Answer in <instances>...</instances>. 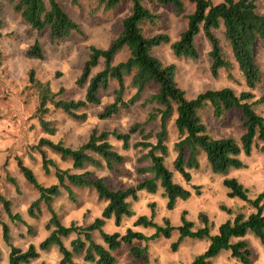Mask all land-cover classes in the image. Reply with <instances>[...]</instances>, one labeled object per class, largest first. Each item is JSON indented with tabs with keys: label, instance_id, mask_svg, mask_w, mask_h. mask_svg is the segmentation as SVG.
<instances>
[{
	"label": "trees",
	"instance_id": "16d2710c",
	"mask_svg": "<svg viewBox=\"0 0 264 264\" xmlns=\"http://www.w3.org/2000/svg\"><path fill=\"white\" fill-rule=\"evenodd\" d=\"M98 6L105 10L116 7L121 0H97ZM132 10L123 18L121 30L107 48L95 45L89 47L87 60L83 64L82 74L77 84L83 86L87 83L85 96L81 99H63L59 97L62 91H54L50 82H43L30 72V83L38 94L37 113L42 130L54 134L56 128L51 121L44 119L48 113V106L61 110L75 120H85L88 115L80 112L88 105L101 104V90H106L112 80L117 81L113 102L104 106L98 114L100 119H108L118 114L122 109H128L135 105L144 92L154 86L156 92L146 99V103L155 105V111L149 115L153 120L160 118V129L155 134V142L148 140L152 133L144 135L141 141L131 144L132 136L136 133H144L145 128L141 123L133 124L128 132L117 130L107 131L94 128L86 142L76 148L65 145L62 141L55 142L47 137H41L34 149L42 154L43 168L50 172V165L55 168L54 174L57 181L46 186L38 182L33 170L26 166L20 158H17L18 166L27 183L31 184L38 192V197L31 202L27 212L32 218H39L46 210L50 217L45 228L49 235L38 245L29 244L22 248L12 242L11 228L2 220L0 211V226L2 237L9 246L7 257L9 264H25L40 257L41 251L48 250L53 244L58 245L62 254L58 264H79L74 262L73 256L84 254L86 261L96 264H117L113 251L121 247L122 243L131 244L130 253L135 258L145 257L148 247L132 245L134 240H152L160 237L170 238L172 232L179 231V239L173 243L174 249L185 237L197 239H209V245L204 252L197 255L189 264H212L211 259L222 250H230L231 256L243 264H250L252 255L248 242L244 236L248 230H252L264 244V192L255 199H250L248 190L236 180V178L224 179V184L230 188L228 196L240 197L248 201L257 211L249 216L238 213L233 219L221 223L216 234L211 233L210 220L207 214L200 213L199 219L204 223L203 227L194 229V223L186 218L187 211H183L179 226L171 224L165 218L164 224L154 221L153 217L139 216L134 221V226L142 225L155 228L152 235L128 228L125 233L106 232L103 227L107 219L115 218V223L120 225L124 216H131L134 212L130 208L128 198H138L139 191L146 190L155 193L159 185L164 189V195L168 197L167 208L173 209L178 198L187 199L191 196V190L182 184L173 181L174 173L165 163L168 154V122L175 117V126L179 133V139L174 143L177 155L174 159V167L189 183L192 179L190 168L199 166L198 152H205L206 158L214 172H226L230 167H242L243 162L239 155L243 152L250 155L253 145L264 151V116L253 108L254 102L263 103L264 96L256 101L251 90H254L262 80V71L256 62V46L261 43L264 46V13L258 10V0H223L215 3L214 0H156L159 5H171L178 14H184L187 3L194 5L193 11L186 15L187 26L182 30L178 39L171 42L167 33L149 35L147 25H156L159 15L145 5L144 0H131ZM14 11L36 31L48 29L53 40H65L73 33H82L80 24L75 21L58 0H12ZM3 22L0 18V28ZM222 27L225 39L229 43L235 62L242 72L249 89L237 94L231 87L209 89L199 93L195 98H188L186 91L179 86L177 81V66L174 63H165L157 57L153 51L156 47L170 43L171 49L177 57H185L196 60L199 51L196 47V37L203 32L211 43L210 56L212 59L211 70L214 76H218L222 68H230L231 62L225 57L219 37L214 30ZM0 33V37H1ZM127 51L125 59L116 62V57ZM27 55L32 58L44 59V51L39 41H36L27 49ZM103 61V68L93 73L94 68ZM2 53L0 51V65ZM126 78H130V86L135 93L128 99L124 98L128 88ZM210 105L213 114L217 118H223L228 111L240 109L241 120L245 132L238 141L234 137H213L209 133L207 125L202 121L200 111ZM113 136L122 142L123 149L130 147L147 150L145 158L151 164L139 168V172L151 174L135 186L113 189L103 177H93L91 171L73 172L83 170L87 166L95 168H107L115 170V165L124 161V156L116 150L110 142ZM259 141V143L257 142ZM42 147L49 148L62 159L71 161L72 168L61 169L52 159L47 158ZM6 162L3 164L5 169ZM8 182L17 187L16 179L7 175ZM87 188L95 191L100 200L106 202L100 216L92 223L82 226L75 221L65 225L54 208L55 200L65 190L69 197L75 200L72 187ZM199 194V186L194 187ZM0 202L10 222H20L28 230H32L20 213L12 209V201L0 193ZM231 213V210L222 207ZM95 231H99L102 243L96 242L93 237ZM75 234L71 240L70 248L64 243V238ZM237 238L238 240H234ZM41 264H47L42 262Z\"/></svg>",
	"mask_w": 264,
	"mask_h": 264
},
{
	"label": "rangeland",
	"instance_id": "374dc122",
	"mask_svg": "<svg viewBox=\"0 0 264 264\" xmlns=\"http://www.w3.org/2000/svg\"><path fill=\"white\" fill-rule=\"evenodd\" d=\"M69 15L77 21L82 33H73L65 40H53L48 29L36 31L22 17L14 11L12 0H0V18L3 22L0 28V51L2 63L0 65V193L12 201V209L18 212L24 220L31 225L32 230L20 223L10 222L0 202L2 220L6 221L11 228L12 242L24 248L31 243L38 245L45 239L49 232L45 223L49 219V213L44 210L39 218L29 216L27 209L31 202L38 197L37 190L26 182L17 163V158L30 167L35 173L38 182L46 186L54 184L57 178L54 174L55 168L50 165V172L46 173L43 168L42 154L34 149L41 137H47L55 142L62 141L65 145L76 148L86 142L94 128L99 131L107 130L128 132L135 123L144 125V133H136L132 136L131 144L141 141L145 134L152 133L148 139L155 142V134L160 129V118L150 120L149 115L155 111V105L146 103L156 88L150 86L142 95L141 99L128 109H122L118 114L108 118L100 119L98 114L104 106L113 102L115 90L118 83L115 80L110 82L106 90H101V104L88 105L80 112H86L88 117L85 120H75L57 110L51 105L44 119L51 121L56 128L54 134L42 130L39 122L37 105L38 94L30 83V72L33 71L37 79L43 82H50L54 91H62L59 97L69 99H81L85 96L87 83L83 86L77 84L82 74L84 62L88 58L89 47L95 45L100 48H107L121 30V22L132 10L131 0H121L114 8L105 10L98 6L97 0H58ZM145 5L159 15V22L156 25H147L146 31L149 35L167 33L171 42L178 39L180 33L187 26L186 15L190 14L194 5L187 3L185 13L178 14L171 5H159L156 0H144ZM223 0H214L215 3ZM258 10L264 13V0L257 1ZM219 37L225 57L231 62V67L219 70L218 76H214L211 70L212 59L210 56L211 43L203 32L196 37V47L199 51V58L196 60L177 57L171 49V42L156 47L153 53L165 63H174L177 66V81L188 98H195L199 93L209 89H220L231 87L237 94L242 91L251 90L248 88L245 78L240 71L233 57L232 49L225 39L222 27L214 30ZM36 41L42 46L44 59L32 58L27 55V49ZM127 51L120 53L115 61L119 62L127 57ZM256 62L262 71V80L254 90H251L256 101L264 96V46L258 43L256 46ZM103 68V61L94 68L93 73ZM128 85L124 98H130L135 89L130 86V78H126ZM253 108L264 116V102H254ZM202 121L207 125L209 133L216 138L234 137L238 141L245 132L241 120L242 111L235 109L228 111L223 118H217L213 114L212 106L206 105L201 111ZM175 117L168 122V154L165 156V163L174 173V180L191 190L192 194L187 199L178 198L173 209L167 208L168 197L164 189L159 185L155 193L146 190L139 191L138 198H128L130 208L134 212L131 216H124L120 225L115 223V218L107 219L103 229L106 232L125 233L128 228L152 235L155 232L153 227L142 225L134 226V221L141 215L153 217L154 221L164 224L168 218L172 225L179 226L182 223V213L187 211L186 218L194 223V229L204 226L199 219L200 213L208 215L210 220L211 233L216 234L221 223L233 219L238 213L246 217L257 211L248 201L236 196H228V188L223 180L236 178L247 190L250 199H255L264 192V151L260 150L256 143L250 155L241 153L238 157L243 162L242 167H230L224 173L214 172L206 158L205 152L201 149L198 152L199 166L190 168L192 179L189 183L174 167V159L177 152L174 143L179 139V133L175 126ZM110 142L116 150L124 156V161L115 165V170L107 168H95L87 166L83 170H72L73 172L91 171L93 177H103L113 189L120 187L127 188L135 186L151 174L139 172L151 164V161L144 157L147 150L133 148L125 150L122 142L113 136L109 137ZM259 143V141H257ZM47 158L52 159L56 166L61 169L72 168V162L61 158L47 147H42ZM6 162L5 169L3 164ZM7 175L16 179L17 187L8 182ZM195 186H199V194ZM75 200L69 197L64 190L62 195L54 202V208L61 216V220L69 225L75 221L78 225H88L93 222L90 218L99 214L106 206V202L100 200L97 193L87 188L72 187ZM226 207L231 210L223 209ZM264 210V209H263ZM91 216V217H90ZM71 235L64 240L65 245L70 248ZM98 243H102L99 231L93 234ZM179 239V231L175 229L170 238L160 237L152 240H134L132 245L148 247L145 257L135 258L130 253L131 244L122 243L121 247L113 251L117 258V264H189L197 255L206 250L209 239H197L185 237L176 247L172 244ZM244 239L248 242L252 255L250 264H264V244L261 239L252 231L248 230ZM234 240H238L234 238ZM9 246L2 237L0 226V264H9ZM84 254L73 256L74 262L79 264H96L86 261ZM62 254L59 247L53 244L48 250L41 251L40 257L25 264H58ZM212 264H243L231 256L230 250H222L211 259Z\"/></svg>",
	"mask_w": 264,
	"mask_h": 264
},
{
	"label": "crops",
	"instance_id": "0c3cea01",
	"mask_svg": "<svg viewBox=\"0 0 264 264\" xmlns=\"http://www.w3.org/2000/svg\"><path fill=\"white\" fill-rule=\"evenodd\" d=\"M77 188H78V187H77ZM94 192H95V191H94ZM103 209H104V208H103ZM55 210H56V209H55ZM56 211H57V210H56ZM102 211H103V210H102ZM102 211H101V209H100V211L98 212L99 214H96L95 216H93V218L90 216V217H91L90 220H94L96 217L100 216L101 213H102ZM57 213H58V211H57ZM58 215H59V213H58ZM60 215H61V214H60ZM60 215H59V217H60V219H61V216H60ZM49 217H50V215H49ZM48 220H49V219H48ZM48 220H47V222H48ZM61 221H62V220H61ZM47 222H46V223H47ZM62 222H63V221H62ZM46 223H45V225H46ZM63 223H64V222H63ZM64 224H65V223H64ZM70 224H71V223H70ZM70 224H69V225H70ZM65 225H67V224H65ZM48 232H49V230H48ZM48 235H49V234H48ZM69 237H71V236H69ZM69 237H67V239H68ZM74 238H75V237H72L71 240L74 239ZM65 239H66V238H64L63 240H65Z\"/></svg>",
	"mask_w": 264,
	"mask_h": 264
}]
</instances>
